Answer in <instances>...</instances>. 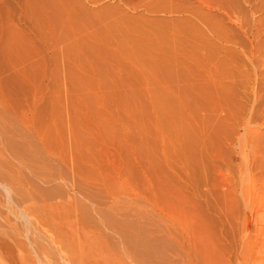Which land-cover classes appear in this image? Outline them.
Here are the masks:
<instances>
[{
    "label": "rangeland",
    "instance_id": "rangeland-1",
    "mask_svg": "<svg viewBox=\"0 0 264 264\" xmlns=\"http://www.w3.org/2000/svg\"><path fill=\"white\" fill-rule=\"evenodd\" d=\"M262 4L0 0V264H264Z\"/></svg>",
    "mask_w": 264,
    "mask_h": 264
},
{
    "label": "bare ground",
    "instance_id": "bare-ground-1",
    "mask_svg": "<svg viewBox=\"0 0 264 264\" xmlns=\"http://www.w3.org/2000/svg\"><path fill=\"white\" fill-rule=\"evenodd\" d=\"M253 1H254V0H253ZM219 3H220V2H219ZM224 3H225V1H224ZM228 3H229V2H228ZM226 4H227V3H226ZM230 4H231V3H230ZM260 4H261V3H260ZM210 5H211V4H210ZM212 5H213V4H212ZM217 5H218V4H217ZM222 5H223V4H222ZM219 6H220V5H219ZM262 6H264V4H262ZM210 7H211V6H210ZM259 8H260V6H259ZM226 9H227V8H226ZM229 9H230V8H229ZM230 10H232V9H230ZM223 12H225V11H223ZM232 13H233V12H232ZM226 14H227V13H226ZM224 18H225V17H224ZM211 19H212V18H211ZM213 19H214V18H213ZM214 23H215V21H214ZM222 24H223V23H222ZM210 28H211V26H210ZM215 31H216V30H215ZM210 32H211V30H210ZM217 35H218V34H217ZM210 40H211V39H210ZM222 40H223V39H222ZM227 41H228V40H227ZM218 57H219V56H218ZM213 59H214V58H213ZM5 191H6V190H5ZM74 198H75V197H74ZM78 198H79V197H78ZM72 199H73V197H72ZM78 200H79V199H78ZM73 202H74V200H73ZM76 202H78V201H75V203H76ZM75 203H74V204H75ZM78 203H79V202H78ZM78 203L76 204L77 206H78ZM80 203H81V201H80ZM81 204H82V203H81ZM83 204H84V203H83ZM83 204H82V205H83ZM79 206H80V205H79ZM83 206H84V205H83ZM85 206L87 207V210L89 211L88 213H91V208H89V206L86 205V204H85ZM85 206H84V207H85ZM75 207H76V206H75ZM75 207H74V208H75ZM75 209H76V208H75ZM85 210H86V209H85ZM87 210H86V212H87ZM83 211H84V210H83ZM80 212H81V211H80ZM80 212L78 213V214H80L78 219H80V221H82V222H81L82 224H86V223H84L83 221H84V218H85V217H86L85 219H87L88 215H85L86 212L83 213L84 215L82 214V216H83V217L85 216V217L83 218V217L81 216V213H82V212H81V213H80ZM91 214H92V213H91ZM91 214H90V215H91ZM77 217H78V216H77ZM91 218H92V215H91ZM91 218L88 217L89 221L91 220L90 222H93ZM88 219H87V220H88ZM87 220H85V221H87ZM80 221H79V222H80ZM89 221H87V222H89ZM82 224H81V225H82ZM91 225H92V226H93V225H96V226H97V223H96V224H95V223H93V224L91 223ZM85 226H86V225H84L83 227H85ZM88 226H89V225H88ZM98 226H99V225H98ZM89 227H90V226H89ZM89 227H87V228H89ZM93 227L95 228V226H93ZM90 228H91V227H90ZM99 228H100V226H99ZM96 229H98V228H96ZM91 230H92V229H90V230L88 229V232L91 233ZM93 230H94V229H93ZM93 230H92V232H94ZM100 230H102V229H99V231H100ZM95 232H96V230H95ZM96 233H97V232H96ZM91 234H92V233H91ZM102 234H103V233H102ZM100 235H101V233H100ZM70 238H71V237H70ZM72 238H73L74 240L70 239V240H72V241H70V243H71L72 245H77V241H78V240L76 241V240H75L76 238H74V237H72ZM106 241H107V238H106ZM188 241H189V240H188ZM188 241H187V242H188ZM81 242H82V241H80V244H81ZM82 243L87 244V245L90 244L89 241H83ZM188 243H189V242H188ZM188 246H192V245L189 244ZM188 246H187V247H188ZM190 248H191V247H190ZM192 249H193V248H192ZM186 250H187V249H186ZM187 251H188V250H187ZM187 253H189V252H187ZM186 255H187V254H186ZM188 256H189V255H188ZM78 257H79V256H78ZM79 258H80V257H79ZM79 258H78V259H79ZM188 262H189V261H188ZM71 264H72V263H71ZM74 264H75V263H74Z\"/></svg>",
    "mask_w": 264,
    "mask_h": 264
}]
</instances>
